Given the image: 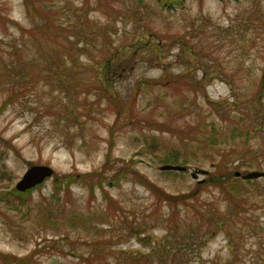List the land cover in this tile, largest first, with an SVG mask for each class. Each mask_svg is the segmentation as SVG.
<instances>
[{"label": "rangeland", "instance_id": "rangeland-1", "mask_svg": "<svg viewBox=\"0 0 264 264\" xmlns=\"http://www.w3.org/2000/svg\"><path fill=\"white\" fill-rule=\"evenodd\" d=\"M40 1L59 45L24 0H0V105L14 97L0 109V192L31 165L53 169L30 201L0 199V264H128L169 240L179 264H264V179L233 177L264 170V0ZM170 151L186 170L159 168ZM132 169L189 194L180 213L213 208L233 227L214 225L198 252L176 243L171 206ZM64 175L76 180L55 193Z\"/></svg>", "mask_w": 264, "mask_h": 264}, {"label": "trees", "instance_id": "trees-1", "mask_svg": "<svg viewBox=\"0 0 264 264\" xmlns=\"http://www.w3.org/2000/svg\"><path fill=\"white\" fill-rule=\"evenodd\" d=\"M24 1L29 16L32 18L36 17L44 21V24L41 26L42 29H45L43 27L50 26L51 29H49V31L41 33L45 35V40H47L52 45H59V41H56V39L53 38V34L58 33L63 29L61 28L60 25L55 23V19L53 16L46 14L49 11L48 10L49 6L46 4V2L40 1L39 6H37L36 3H34V0H24ZM179 3L182 5L183 1H180ZM36 28L40 29V27H36ZM30 34H32V31L30 32ZM35 43H39V40L35 39ZM109 59L110 57L107 58V61ZM13 100H14L13 95L9 93L7 97L3 100L2 104L0 105V109H3L8 104L12 103ZM178 159H179V154L176 151H170L169 153L166 154L165 157L160 159V162L174 164L177 163ZM122 168H123L122 170L120 169L113 174L112 185L119 186L120 181L123 178H125V176L128 175L127 171L131 167L130 166L128 167V165L126 164V166H123ZM132 172H133L132 176L135 178V181H138L140 184L146 186L148 189H151V191L154 192V194L156 195L159 201H162V203L164 202L166 205L169 204L171 206V207L167 206L168 208H166L167 209L166 215L168 217L166 223L167 224L166 231H167V235H169L170 237L174 236L175 238H179V240H177L176 243H179L181 241V244H184L185 242H187L188 246H190V244L195 243L196 244L195 250L198 252L206 243L207 237L205 239V234H207L208 232H212L211 229L214 225L223 226L226 232L230 231L231 227H233V225L231 224L232 214L222 213L220 216L219 213L214 211L213 208L210 209L208 208L211 211L209 212L207 209L201 210V208H199L197 204L190 203L189 209L180 213L176 205L179 203L186 204V202H188L189 200H193L189 194L167 193L163 189L156 187L145 177H142V175L137 173L134 169H132ZM75 177L76 176L73 175H64L61 178L59 177L54 183L55 184L54 192L62 193V194L68 193L72 185L71 182L76 180ZM233 177H235L234 174ZM233 177L227 176L224 179H220L219 182L221 188H223V185L225 186V184ZM101 180L102 183L100 185L103 188L104 186L103 182L106 181L107 178L103 177L101 178ZM36 187L40 188L41 185H38ZM226 187L223 188L224 190L222 189L221 191L222 192L224 191L229 195L230 193H228ZM32 192L33 189H29L24 192H19L15 188L10 187L9 189L0 192V199L7 200L8 202H13L16 204H24L28 202V200L29 201L31 200ZM187 217H191L193 220L191 222L184 223ZM227 220L230 221L229 224L231 226L227 224L228 222ZM123 221H125V219H123ZM170 244L172 245V249L166 250V246ZM155 245L152 247V251L149 253L128 257L126 259L127 263L128 264H179L178 263L179 254L174 249L175 246H173L170 240L166 241L165 244L164 243L160 244L159 249H157V244ZM39 251L41 250L35 248L34 250H32L29 256L23 260L29 261V258H32L36 254H38ZM29 262L32 263L31 261Z\"/></svg>", "mask_w": 264, "mask_h": 264}, {"label": "water", "instance_id": "water-1", "mask_svg": "<svg viewBox=\"0 0 264 264\" xmlns=\"http://www.w3.org/2000/svg\"><path fill=\"white\" fill-rule=\"evenodd\" d=\"M161 170H179L184 171L186 170V166L184 165H178V164H170L165 163L159 166ZM200 173H206V170L201 169L199 170ZM53 174V169L48 165H31L25 173L22 175V177L17 181L16 183V189L19 191H24L28 188H31L42 181H44L46 178L51 176ZM235 176H239L242 179H253V178H263L264 179V170H253L248 171L246 173H241L239 171L234 172ZM191 176L193 178H196L198 176L197 173L193 172L191 173Z\"/></svg>", "mask_w": 264, "mask_h": 264}]
</instances>
